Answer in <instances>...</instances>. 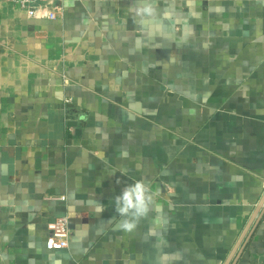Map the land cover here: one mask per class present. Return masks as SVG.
Wrapping results in <instances>:
<instances>
[{"label": "crops", "instance_id": "crops-1", "mask_svg": "<svg viewBox=\"0 0 264 264\" xmlns=\"http://www.w3.org/2000/svg\"><path fill=\"white\" fill-rule=\"evenodd\" d=\"M137 180L159 210L125 233ZM263 195L264 0H0V264H224Z\"/></svg>", "mask_w": 264, "mask_h": 264}, {"label": "clouds", "instance_id": "clouds-1", "mask_svg": "<svg viewBox=\"0 0 264 264\" xmlns=\"http://www.w3.org/2000/svg\"><path fill=\"white\" fill-rule=\"evenodd\" d=\"M113 199L115 212L121 217L118 229L125 233H133L141 220L159 210L150 186L143 180L126 185ZM95 210L102 214L104 205L97 203Z\"/></svg>", "mask_w": 264, "mask_h": 264}, {"label": "built area", "instance_id": "built-area-1", "mask_svg": "<svg viewBox=\"0 0 264 264\" xmlns=\"http://www.w3.org/2000/svg\"><path fill=\"white\" fill-rule=\"evenodd\" d=\"M17 3L26 15L37 19H55L62 10V0H10ZM63 198V197H61ZM46 245L49 249L60 250L68 247L70 229L68 216L57 217L48 225Z\"/></svg>", "mask_w": 264, "mask_h": 264}, {"label": "water", "instance_id": "water-1", "mask_svg": "<svg viewBox=\"0 0 264 264\" xmlns=\"http://www.w3.org/2000/svg\"><path fill=\"white\" fill-rule=\"evenodd\" d=\"M70 124L74 125V123H70ZM262 213H264V195L261 198V200L259 201L258 205L256 206L252 216L250 217V220L248 221L245 229L241 233L240 237L238 238L237 242L235 243L230 255L227 257L224 264H230V263L233 264V262L235 260L234 256H235L237 250L239 249V247L241 246L242 240L246 239L250 236V234L252 232V229L250 230V228H251L253 222L255 221V219L257 221L259 219V217L262 215ZM256 221H255V223H256ZM233 258H234V260H233V262H231Z\"/></svg>", "mask_w": 264, "mask_h": 264}]
</instances>
